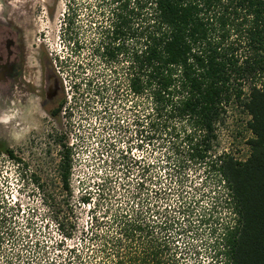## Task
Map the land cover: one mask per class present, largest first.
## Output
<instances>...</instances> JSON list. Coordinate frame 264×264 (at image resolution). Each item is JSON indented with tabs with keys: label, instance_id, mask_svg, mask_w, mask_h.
Listing matches in <instances>:
<instances>
[{
	"label": "trees",
	"instance_id": "trees-1",
	"mask_svg": "<svg viewBox=\"0 0 264 264\" xmlns=\"http://www.w3.org/2000/svg\"><path fill=\"white\" fill-rule=\"evenodd\" d=\"M95 1L87 42L76 27L79 6L68 1L69 43L80 52L89 42L107 67L127 64L128 90L145 101L147 140L167 147L169 181L158 187L156 163L136 189L106 177L93 207V193L81 199L90 207L81 226L71 201L73 151L62 145V196H46L45 240L35 238L34 260L18 264H190L189 239L199 227L209 228L216 264H264V0ZM234 107L250 117L244 161L215 150ZM1 153L16 158L0 143ZM191 168L204 176L201 188L189 189ZM198 199L209 200L203 213Z\"/></svg>",
	"mask_w": 264,
	"mask_h": 264
},
{
	"label": "rangeland",
	"instance_id": "rangeland-1",
	"mask_svg": "<svg viewBox=\"0 0 264 264\" xmlns=\"http://www.w3.org/2000/svg\"><path fill=\"white\" fill-rule=\"evenodd\" d=\"M68 1L0 0V48L5 43L13 44V39L18 42L22 36L29 51L30 69L39 70L41 60L45 85L53 92L57 82L65 101L60 115L54 118L48 112L53 107L51 94L42 99L36 94L26 102H19L15 97L5 96L0 88V143L16 157L0 154V222L6 223L1 225L6 234L0 264H18L20 259L33 261L31 247L35 238L45 240L43 233L50 221L46 196L61 195L62 145L73 151L71 201L81 226L89 219L90 211L81 199L93 193V207L100 198V193H94L106 177H112L113 185L125 183L136 189L146 177L147 165L156 163L152 176L160 179L158 187L169 181L166 168L162 167L167 147L163 140L154 143L147 140L143 122L145 101L128 90L127 64L107 67L93 56L89 42L80 52L75 51L69 43L71 36L65 31ZM76 2L81 14L76 27L86 35L87 42L88 36L95 32L89 21L96 14V1ZM17 34L19 39L15 38ZM35 75L39 77L40 73ZM37 77L36 83L40 78ZM249 120L240 108L231 109L217 129L215 150L247 160L248 140L253 136L248 129ZM189 173L194 180V184L188 182L189 189L201 188L204 176H199L195 168ZM171 199L175 203L173 196ZM197 201V209L203 213L209 200ZM30 222L33 228L28 226ZM49 230L53 232V227ZM209 232V228L199 227L190 235V264H216Z\"/></svg>",
	"mask_w": 264,
	"mask_h": 264
},
{
	"label": "flooded vegetation",
	"instance_id": "flooded-vegetation-1",
	"mask_svg": "<svg viewBox=\"0 0 264 264\" xmlns=\"http://www.w3.org/2000/svg\"><path fill=\"white\" fill-rule=\"evenodd\" d=\"M18 33L21 34L20 29ZM19 34L15 35L16 39H19ZM14 37V36H13ZM29 51L24 42L21 39L16 42L13 39V44H2L0 48V88L5 96L15 97L19 102H26L31 96L38 94L40 99L45 95L51 94V102L53 107L48 108V112H55L59 109L63 103L61 96L62 90L60 85L55 82L53 92H50L49 85H45V76L43 70V64L41 60L38 62L39 70H31L28 65ZM34 68V66H33ZM40 73V78L35 74ZM37 77L39 82H34ZM44 104L43 107H45Z\"/></svg>",
	"mask_w": 264,
	"mask_h": 264
}]
</instances>
